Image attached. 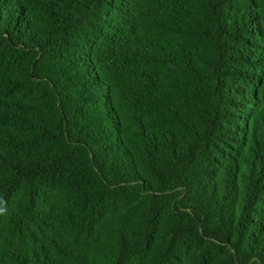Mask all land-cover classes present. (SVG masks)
Masks as SVG:
<instances>
[{"label": "trees", "instance_id": "1", "mask_svg": "<svg viewBox=\"0 0 264 264\" xmlns=\"http://www.w3.org/2000/svg\"><path fill=\"white\" fill-rule=\"evenodd\" d=\"M0 264H264V0H0Z\"/></svg>", "mask_w": 264, "mask_h": 264}]
</instances>
